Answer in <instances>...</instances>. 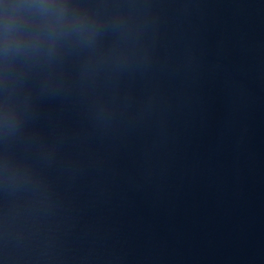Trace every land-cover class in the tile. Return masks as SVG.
Masks as SVG:
<instances>
[{
  "label": "water",
  "instance_id": "obj_1",
  "mask_svg": "<svg viewBox=\"0 0 264 264\" xmlns=\"http://www.w3.org/2000/svg\"><path fill=\"white\" fill-rule=\"evenodd\" d=\"M0 264H264V0H0Z\"/></svg>",
  "mask_w": 264,
  "mask_h": 264
}]
</instances>
